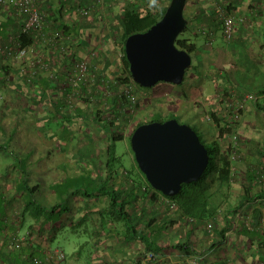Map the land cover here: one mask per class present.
I'll return each mask as SVG.
<instances>
[{"label": "crops", "instance_id": "1", "mask_svg": "<svg viewBox=\"0 0 264 264\" xmlns=\"http://www.w3.org/2000/svg\"><path fill=\"white\" fill-rule=\"evenodd\" d=\"M52 1L60 4L62 0ZM85 1L88 0H68L71 2L70 5ZM50 2L51 0H44L43 4L49 6ZM166 2L168 0H109L106 11L108 24L107 27L105 25L106 29L104 28L106 40L98 42L96 35L92 33V39H96L97 45L95 42L87 48L86 44L78 46L79 53L91 55V50L96 48L108 61L111 48L108 45L112 29L110 25L126 6L136 3L139 8L143 9L150 4L164 5ZM218 3L235 17L237 29L233 39L227 42L223 38L222 20L215 11L213 0H188L185 15L197 21L200 20L198 25L202 27L201 30L196 28L194 32L201 34L204 38L203 51L198 55L199 66L203 68L202 70L200 68L196 77L194 75L190 79L187 88L179 89L181 92L179 95L163 94L160 91L155 92L156 94L151 92L152 98L149 106L152 110L155 106H159L158 111L163 112L173 105L178 109L183 104L188 107L190 101H193L196 104L194 109H199L203 114L208 115L209 112L215 111L221 116L224 109L220 96L225 99L244 98L246 101L236 130L239 133H245L244 136L240 135L241 144L255 148L253 149L255 151L248 149L247 152L243 151L242 164L246 163L244 165L252 167L259 160V151H256L260 149L257 148V144L264 145V139L258 137V134H262L264 130V113L256 109L254 105L257 98L261 101L264 99V94L259 92L264 89V0H218ZM229 59L230 62H228ZM39 85L48 91L52 89L46 78H42ZM17 86V82L13 88L0 84V96L5 95L4 99L0 98V152H6V154H0V228L5 226V219L8 218L10 232L16 230L18 221L15 215H20L21 223H24L20 230L30 229V225L35 223V217L30 213H27L25 217L21 215V210L27 206L31 198L28 195L29 189L33 195L43 192L41 185L44 184L43 177L46 169L54 167L51 171L53 175L51 176L53 180L50 181L53 185L51 191L53 193L69 191L68 193L71 194H66L68 205L65 206L59 199L43 205L33 197L34 206L40 205L54 209L53 228H50L54 239L68 225L73 229L85 224L84 230L88 235L83 243L69 249L68 252L64 250L67 253L64 264H192L191 260L194 258H199L204 264H235L233 254L244 252V247L249 248L245 252L252 254L257 252L258 255H264L262 250L264 218L255 219L257 210L254 213L252 226L248 227L245 225L247 220H244V214H239V212L242 213L243 208L237 211V214H233L226 237L221 240L220 237L217 238L209 233L206 222L191 224L187 219L178 217L175 211L169 212L166 205L158 207L157 205L161 203L139 200L140 194H137L138 200H133L126 205V209L131 213V224L138 225L139 229L144 227L143 230H145V227L151 224L156 217H158L157 223L160 224L164 222L168 224L170 221L168 228L157 240L158 244L165 249L156 253L158 260L146 261L144 256H141L143 247L141 241L138 239L126 241L119 231V226H113V228L111 224L104 226L101 222L99 210L108 205V196H104L103 191L98 196L86 195L82 188L76 186L79 177L91 172L87 179L88 182L86 181L87 185H81L92 187L94 184L104 188L114 186L118 189L119 183H124V179H119L117 175L123 174L124 178L129 175L126 170L122 171L118 168L115 170L117 174L109 180L110 170L106 169V161L108 159L107 146L112 143V134L104 129V123L94 117L96 111L79 105L77 111L71 114L65 110L61 95L53 98L49 92L40 94L36 91L27 95ZM165 87L175 90L173 87ZM195 87H198V95L194 91ZM251 93L257 95V98H249L247 95ZM216 94L219 97L213 99L212 97ZM189 95L193 97V100L187 98ZM175 99L177 101L173 102ZM79 109L82 115H79ZM227 113L230 112L227 111ZM48 123H62L61 128L64 131L60 132V134L63 133L61 140L56 137L57 132L47 129ZM78 126L86 129V135L90 129L89 133L93 135L95 142L99 143L100 148L96 158L93 154L78 153L77 146L73 148L72 143H74L75 136L77 137ZM122 131L125 138L124 130ZM49 141L57 143L62 149L56 152ZM69 145H71L70 148ZM26 155L29 156L28 161L25 160ZM89 159L100 161L99 165L93 168L88 167L85 161ZM46 161L51 162L47 164ZM244 165L241 166L240 173L246 170ZM143 178L144 176H140L135 180L143 181ZM92 181H94L93 184ZM26 183L28 188L25 186ZM127 185L131 188L130 193L133 198V192L136 191L135 185ZM63 186L67 188L63 189ZM174 218L177 220L175 224L173 223ZM222 224L225 226V223ZM5 239V249L8 250L7 240L9 238ZM218 239L221 241L218 242ZM229 239L233 243H229ZM41 241L39 235L35 234L29 244L38 245L41 257H44L40 247ZM240 242H247V245L241 247ZM214 243L217 244L214 245ZM181 244H185V249L181 250L177 246ZM188 246L190 249H187ZM5 249L0 248V264L5 257L2 253Z\"/></svg>", "mask_w": 264, "mask_h": 264}, {"label": "trees", "instance_id": "2", "mask_svg": "<svg viewBox=\"0 0 264 264\" xmlns=\"http://www.w3.org/2000/svg\"><path fill=\"white\" fill-rule=\"evenodd\" d=\"M44 2V0L42 1ZM164 5H147L146 7L139 8L136 3L128 4L124 11L115 19L114 25L111 29V38L108 40V45L114 49H119L123 53L122 61L120 65L114 67L117 71L118 80L121 83H130L132 76L129 70V62L127 60L125 54V42L128 36L138 32H144L148 30L152 25H154L159 19L163 16L168 3ZM71 2L61 1L60 4L54 3L52 0L49 6L43 4V7H47L50 10V17L51 19L58 25V27L64 29H70L73 24H77L78 27L90 26V23H80L78 19L74 23L69 21L68 11H73L74 7L80 5L81 3L76 4H69ZM226 9V8H225ZM228 13V12H227ZM230 14V13H229ZM187 17V16H186ZM188 25L186 29L190 26H196L198 24L197 19H192L191 17H187ZM236 25V22H235ZM118 27V28H117ZM223 27V21H222ZM185 29V30H186ZM80 30V29H79ZM14 32L20 33L21 26H20V18L17 15L11 16L10 18L6 19L0 28V33L2 35H6L7 32ZM77 33L79 31L76 29ZM96 34V32H94ZM24 35V34H23ZM26 42L30 41V36L25 35ZM177 46L179 48L185 49L191 54L197 49V46L194 43H190L189 39L186 38H179L177 39ZM192 66V65H191ZM191 68V67H190ZM188 68V69H190ZM187 69V70H188ZM6 71L7 68H4ZM8 71V70H7ZM187 72V71H186ZM186 77V76H185ZM136 83V82H135ZM139 85V84H138ZM141 87V85H139ZM10 87V86H9ZM12 87V86H11ZM10 87V88H11ZM13 88V87H12ZM144 88V87H142ZM261 94H264V89L259 91ZM259 94V93H258ZM110 106L108 107L109 110L103 109L105 106L104 104L101 105L100 103L94 104L92 108L96 111V119L99 121L103 120V116L105 115L106 111H110L112 115V119L110 122H104V129L108 130L109 133L112 134V143L107 146V153L108 159L106 161V169L109 171V180L112 179L114 174H117V168L114 167L115 162L118 157L115 155V143L114 141L119 137L123 138V131L128 124L127 122L132 119V115L130 114H123L121 111H118V101L117 98L110 97L109 98ZM139 105V103H138ZM254 105L256 109L264 113V99L257 98L254 101ZM104 106V107H102ZM98 108V109H97ZM78 110L79 115L83 114ZM210 116L212 118H208L210 121L214 122V126L216 128V136L214 139V146H215V154L210 149V147L206 145L209 150V164L202 175V177L192 183L183 184L182 190L173 196H167L161 193L160 191L154 189L150 183L146 180L145 175L143 181H137L133 178L132 172L127 171L129 174L126 178H124L123 174H118L117 177L121 180L124 179V183H119L120 186L118 189H115L114 186H105L99 187L98 185L95 186L92 181V187L88 186H78L84 190L86 195H95L98 196L99 193H102L104 196H108V205L103 207L99 210V215L101 218V222L104 226L110 225L113 227L119 226V231L122 233L124 240L132 241L134 239H138L142 242V254L143 258L146 257L148 252L160 253L165 248L160 246L157 240L162 236L163 232L168 228L170 221L168 224L165 222L163 224L157 223L158 217L155 220L145 227L138 228V225H133L130 223L131 220V213L129 210L126 209V205L130 204L133 200H138L136 197L137 194H140L139 200L145 199L151 203H161L159 205H166L167 210L170 212V205L167 200L163 199L162 197H166L167 199L172 200L177 204L175 209L176 214L178 217L188 220V218H194L195 221L191 224H197L199 222H207L208 220H215V227L210 234L215 235L217 238H221L223 240L226 236L227 229H229L231 217L234 214H237L240 209L246 204H253L255 201L259 200L264 205V182L261 181L262 176H264V149L261 147L259 151V160H257L255 165L247 166L244 164H237L233 162L231 153H232V142L230 141V135L238 123L233 122L232 117L233 115L228 113L225 114L223 117L218 116L215 111L210 112ZM229 117V118H228ZM174 118V117H171ZM170 119V118H169ZM222 119V120H221ZM167 120V119H166ZM156 121V120H141L137 121L131 128V131L128 135V140L130 143V149L133 154V161L134 164L138 167L137 162L134 157V152L131 148V136L133 131L141 124ZM157 121H164V120H157ZM211 122V121H210ZM125 125V126H124ZM118 129V131H122V134L119 132L118 136L114 134V129ZM201 138V137H200ZM202 140V139H201ZM1 149V147H0ZM244 160V159H243ZM252 164V163H249ZM244 165L246 170H243V175L237 177V184L233 183L234 176L233 171L234 168H241ZM124 166L121 165L120 168L122 169ZM115 168V169H114ZM125 168V167H124ZM243 168V169H244ZM126 170V169H124ZM210 172V175H208ZM137 179V178H136ZM132 180V181H131ZM134 184L136 191L133 192V198L131 197L130 187L128 185ZM233 184L238 185L240 190L237 192V203L234 204L230 201V195H232L233 191ZM127 185V186H126ZM27 186V183L25 184ZM28 188V186H27ZM133 191V190H132ZM118 192V195L115 193ZM142 192V193H141ZM33 195V192L29 189L28 195ZM33 197V196H32ZM29 200L27 206H25L22 211V217H25L27 213H30L35 217V223L30 225V229H34L39 225L44 226V230L48 228H53V208H46L43 206L38 205L37 207L34 206L35 202L32 199ZM158 209V208H157ZM223 210V219L225 226H219V219L217 217L218 210ZM66 210V209H64ZM160 210V209H158ZM241 214V212H239ZM261 217V213L257 211L255 213V219H259ZM173 223L177 222L176 218L173 219ZM24 222V219H23ZM24 224V223H22ZM113 227V228H114ZM116 229V228H115ZM143 230V231H142ZM191 232V231H190ZM54 237L51 236L48 242L52 243L54 241ZM218 239V242L221 241ZM6 240L3 243H0V248H6L5 244ZM86 243V242H85ZM84 243V244H85ZM83 244V246H84ZM186 244V243H185ZM185 244L177 245L181 250L185 249ZM217 243H214L216 245ZM27 245V246H26ZM4 246V247H3ZM176 247V245H173ZM187 249H190L188 246ZM7 250V249H5ZM3 250V254L5 257L1 264H34L33 258L40 254L39 246H34L29 243L23 244L19 249H13L11 247L8 248V252ZM13 250V251H12ZM14 250L16 252H14ZM12 251V252H11ZM67 255V253H66ZM67 259V258H66Z\"/></svg>", "mask_w": 264, "mask_h": 264}, {"label": "built area", "instance_id": "3", "mask_svg": "<svg viewBox=\"0 0 264 264\" xmlns=\"http://www.w3.org/2000/svg\"><path fill=\"white\" fill-rule=\"evenodd\" d=\"M42 1L0 0V28L6 19L14 15L20 18L21 26L20 33L10 31L6 35L0 33V84L14 87L17 82V87L27 95L33 91L40 94L49 92L53 98L61 95L65 110L71 114L77 111L79 105L87 106L92 110V106L97 103L104 104L103 109L109 110L108 107L111 103L109 98L114 96L118 101V111H121L122 115H133L139 101V89L133 78L130 83H121L118 80L117 71L111 74V65L108 62L109 54L107 61L96 48L91 50V55L79 53L78 46L86 44L87 48L95 42L97 45L96 39L99 40L98 42L106 40L104 28L108 24L106 11L109 0H88L75 6L73 11H68L70 22L74 23L79 19L80 23H90V26H84V28H77L78 22L70 24L72 27L69 30L56 25L50 17V10L43 7ZM213 2L217 15L223 21V38L229 42L233 39L237 29L235 17L227 13L218 0H213ZM92 33L96 35V39H92ZM25 35L30 36L28 43L25 40ZM116 52V65L119 66L123 53L119 49ZM4 68H7L8 71H5ZM42 78H46L50 82V86H52L50 91L39 85ZM143 96H148L147 92ZM247 96L252 99L257 98V95L252 93ZM218 97L215 96V98ZM0 98L4 99L5 95H1ZM221 99L224 101L226 110L233 115V122L238 123L246 100L244 98L225 99L222 96ZM94 117H96L95 114ZM111 119L110 111H106L103 121L110 122ZM230 141L233 147L231 157L236 163L240 159L238 151L240 138L236 129L232 131ZM236 172L237 170L234 168L233 176ZM261 181L264 182V176ZM162 198L167 200L170 209L175 211L177 204L166 197ZM15 218L18 221L17 228L11 232L8 218L5 219V226L0 228V243L8 237V246L19 249L23 244L31 242L36 234L42 240L40 247L44 257L35 256L34 264L65 263L66 252L60 247L54 248L48 242V228L46 231L42 228L44 226L39 225L34 229L21 231L22 218L20 215H15ZM188 221L193 223L195 219L188 218ZM214 227L215 220L206 222L209 232H212ZM145 259L146 261H156L158 257L156 253L148 252ZM191 263L204 264L199 258L192 259Z\"/></svg>", "mask_w": 264, "mask_h": 264}, {"label": "water", "instance_id": "4", "mask_svg": "<svg viewBox=\"0 0 264 264\" xmlns=\"http://www.w3.org/2000/svg\"><path fill=\"white\" fill-rule=\"evenodd\" d=\"M188 0H170L163 16L144 32L131 34L125 54L133 80L152 87L159 82L181 84L192 65V54L177 46L185 31ZM131 148L150 185L167 196L178 194L183 184L198 181L209 164V150L198 132L176 118L139 125Z\"/></svg>", "mask_w": 264, "mask_h": 264}, {"label": "rangeland", "instance_id": "5", "mask_svg": "<svg viewBox=\"0 0 264 264\" xmlns=\"http://www.w3.org/2000/svg\"><path fill=\"white\" fill-rule=\"evenodd\" d=\"M225 8V7H224ZM226 10V9H225ZM113 27L114 22L111 23ZM199 29L201 30V26H199L198 24L196 26H192V27H188L185 31H183L180 35L179 38H186L190 40V43H194L197 46V49L192 53V66L190 69L187 70L186 72V77L185 80L183 81V83L181 84H170V83H166V82H159L158 84L152 86V87H144L143 86H139L137 83L136 86L139 89V105L137 104L136 106V110L134 112V114L132 115V119H130V121L128 122V124L126 125L125 129H124V135L125 138H117L114 143H115V155L118 157L116 160H114L115 168H119L120 166L123 165L124 167L120 170L124 171V169H126V171H131L133 178H140L143 177V172L141 173L139 171V167H137L134 164L133 161V154L132 151L130 149V143L128 140V135L131 131L132 126L137 122V121H141V120H166L169 119L171 117H174L176 119H178L181 123H186L189 124L190 126H192L200 135L202 141L207 144L210 149L213 151V153L215 154V146H214V139L216 136V129L214 126V122H212V119L209 121L208 118H212L210 116V112L208 113V115L203 114L199 109H194L196 107V104L193 103V101H190V105H188V107H185L186 104H183L182 107H180V109L176 108L175 105H173L172 107H169L166 111H158L159 106H155L153 108V110L150 108L149 104L151 102V92L153 93H158L159 91L162 92L163 94H174V95H179L181 94L179 89H185L188 86V82L190 81V79L194 76L196 77L197 74H199L200 72V68L202 70L203 67L199 66V61H198V55L200 54V52L203 51V43H204V38L203 36L200 34H195L194 30ZM116 62H117V52L116 49L114 48H110L109 51V64L111 65V74L112 72L116 71L114 69V67H116ZM228 62H230V59L228 60ZM192 84V83H191ZM167 87H173V89H168ZM198 88V87H197ZM197 88H194V91L197 94ZM147 92L148 96H143L145 95V93ZM155 93V94H156ZM217 95V94H216ZM214 95L212 98L216 99ZM33 97L35 95H32ZM187 98H190L191 100H193L192 96L189 95L187 96ZM221 98V96H220ZM177 99L173 100V102H176ZM221 102L223 103V109L225 111H223V114L221 115V117H223L225 114H227V110H226V106L224 104V101L221 99ZM218 114V113H217ZM207 116V117H206ZM218 116H220V114H218ZM209 118V119H210ZM222 120V119H221ZM99 121V120H98ZM104 123V121H99ZM62 123H48L47 124V129H52L55 132L58 133V135L56 137H58V140L62 138L61 130L64 131V129L61 128ZM85 127V126H84ZM77 137L75 136V138L73 139L72 146L73 148H75V146H77V151L80 154H93L96 158L97 153L99 151L100 145L98 142H95V139L93 137V135H91L90 129L86 135V129H82L81 126L77 127ZM82 129V130H81ZM264 129V128H263ZM81 130V131H80ZM79 132H81V135H79ZM119 132L122 134V131H118L114 129V134L118 136ZM238 132V131H237ZM3 133V132H2ZM239 138L240 135L244 136L245 133H239ZM3 135H5L3 133ZM79 135V138H78ZM258 137L264 139V130L262 134H258ZM261 139V140H262ZM51 144V146L55 149L56 152H59L62 148L60 147V145H57V143L55 142H51L49 141ZM241 144V140L239 142V147H238V151L240 153V159L236 162V166L239 165V163L241 164L243 162V151L247 152L248 150H252L255 151L253 149L252 146H246ZM71 145H69L70 148ZM261 147H263L264 149V145L262 143H258L257 144V148H259L261 150ZM243 148V150H242ZM262 151V150H261ZM258 152V150L256 151ZM6 154V152H0ZM257 154V153H256ZM8 155H10V153L8 152ZM28 155L25 156V160L28 161ZM51 161H46L47 164H50ZM100 161H97L96 159H89L86 160L85 163L88 167L93 168V167H97L99 165ZM92 166V167H91ZM52 168L54 170V167H49L46 169L45 175L43 177L44 179V184L41 185V188L43 189V192H39V193H35L33 195L34 198H36L41 204L43 205H48L52 202H54L56 199H59V201H62V204H64L65 206L68 205V200L66 197V194L69 191H63V193L61 192H57V193H53L51 190L53 189V185L50 184V181L53 180V178L51 176V171ZM114 168V169H115ZM237 172L234 176V181L233 183L237 182V177L240 175H243V173H240V169L237 168L236 169ZM210 175V172H208ZM142 174V175H141ZM91 175V172L84 173L81 177H79L78 182L76 181V183L78 185L76 186H81V184L87 185V179L88 177ZM144 179V178H143ZM87 181V182H86ZM73 183V182H72ZM237 184V183H236ZM75 186V187H76ZM65 188H67V186H63ZM240 190V188L238 187V185L233 184V191H232V195H230V201L234 204L237 203L238 199V195L237 192ZM69 195L71 193H68ZM80 195H83V193H79ZM116 195H118V192L115 193ZM68 195V196H69ZM57 196V198H56ZM30 197L31 194H30ZM32 197V198H33ZM243 211L241 214H244V220H247V224H245L247 227L248 226H252L253 224V219H254V213L255 211H259L261 213V218H264V205L262 204L261 201L257 200L255 201L253 204H246L245 206L242 207ZM176 212V211H175ZM217 217L219 218L220 222H219V226H223L222 223H224V219H223V210H218V214ZM85 224L83 225H79L76 228H71L70 225L66 226L61 233L58 234L57 238L50 243L54 248L56 247H60L63 250H65L66 252H68L69 249L78 246L80 243H83L87 238L88 235H86L85 232H87L85 229ZM50 232H48V236L49 238H51V236L53 235V231L49 230ZM226 237V236H225ZM48 238V239H49ZM227 239V238H226ZM229 243H233L232 240L229 239ZM264 242V241H263ZM240 246L244 247L245 245H247V242H240ZM249 248L244 247V252L241 251V253H234L232 258L236 261L235 264H264V255H258L257 252H255L254 254L250 253V252H245L246 250H248ZM262 250L264 251V244L262 246ZM241 254H243L241 256ZM231 262V261H230ZM232 263V262H231ZM233 264V263H232Z\"/></svg>", "mask_w": 264, "mask_h": 264}]
</instances>
